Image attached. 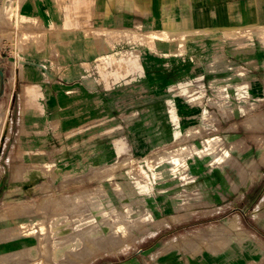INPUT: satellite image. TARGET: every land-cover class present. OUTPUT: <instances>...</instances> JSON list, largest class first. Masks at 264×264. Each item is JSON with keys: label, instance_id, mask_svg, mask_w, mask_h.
Wrapping results in <instances>:
<instances>
[{"label": "rangeland", "instance_id": "rangeland-1", "mask_svg": "<svg viewBox=\"0 0 264 264\" xmlns=\"http://www.w3.org/2000/svg\"><path fill=\"white\" fill-rule=\"evenodd\" d=\"M16 2L0 3L11 4L0 12V264H264V180L250 185L256 175L225 138L230 110L264 129L254 115L263 106L242 98L239 79L214 86L190 78L168 101L134 113L102 97L66 102L56 95L67 92L63 81L16 84L25 70L16 62L41 44L38 21L21 20ZM238 32L214 41L217 58L227 44L237 59L234 74L247 61L244 43L264 47V28ZM117 52L87 66L83 80L108 90L128 76L138 57ZM40 72L47 81L56 73Z\"/></svg>", "mask_w": 264, "mask_h": 264}, {"label": "crops", "instance_id": "crops-1", "mask_svg": "<svg viewBox=\"0 0 264 264\" xmlns=\"http://www.w3.org/2000/svg\"><path fill=\"white\" fill-rule=\"evenodd\" d=\"M18 1L19 17L38 21L33 33L38 35L41 44L33 42L34 47L27 50L28 56L23 55L16 62L17 69L21 66L25 69L16 84L23 81L24 84L59 86L63 81L67 92L56 95L66 102L91 103L102 97L118 103V110L131 109L134 113L136 106L142 103L145 108H151L146 105L168 101L177 95L173 87L190 78H200L214 86L233 85V81L239 79L242 98L261 103L262 109L254 115L264 117V47L254 46L249 50V44L244 43L239 53L247 54V61H241L237 67L243 71L234 74L232 69L237 59H232L227 44L224 56L217 58L214 42L220 36L226 43L228 33L242 28L264 27V0ZM152 33L160 36L150 42ZM125 47L129 48V55L138 57L128 76L113 82L108 90L99 83L95 85L93 81L94 87L83 80L87 66L93 68L100 58L118 54L117 51ZM2 65L0 61V69H4ZM13 67L11 63L9 68ZM48 67L56 73L54 77L48 76L47 81L40 70ZM60 69L67 75L65 78L58 74ZM78 89L83 96H68L70 91ZM92 106L89 104L88 108ZM235 110L229 112L231 119L225 138L231 144L232 156L247 167L246 173L256 175L250 177V185H253L264 180V129H254L253 124L243 119L234 120ZM257 123L264 128L263 121L257 120ZM12 131L13 125L8 128L9 133ZM253 165H256L255 171L250 168ZM239 188L243 195L247 193L244 186ZM257 205L264 208V189Z\"/></svg>", "mask_w": 264, "mask_h": 264}, {"label": "bare ground", "instance_id": "bare-ground-1", "mask_svg": "<svg viewBox=\"0 0 264 264\" xmlns=\"http://www.w3.org/2000/svg\"><path fill=\"white\" fill-rule=\"evenodd\" d=\"M4 2V1H3ZM10 3H11V1H10ZM12 4V3H11ZM10 4V5H11ZM8 3H4L1 7H0V12H3V11H5V10H11V9H9L11 6H10ZM13 5V4H12ZM1 14V13H0ZM16 15V14H15ZM27 19V17H25V16H22L21 17V20H26ZM260 27V26H259ZM261 28H264V27H261ZM115 29V28H114ZM245 31V30H244ZM170 32V31H169ZM235 33H238V31H234ZM184 34H185V32H184ZM150 35V34H149ZM167 35V34H166ZM30 36V35H29ZM151 36H154V37H156V36H158V35H156V33H152L151 34ZM148 37V36H147ZM168 37H169V35H168ZM171 37V36H170ZM35 41V40H34ZM36 42V41H35ZM183 44H184V42H183ZM184 46V45H183ZM70 49V48H69ZM22 50V49H21ZM81 50V49H80ZM64 52V51H63ZM67 52V51H66ZM74 52V51H73ZM45 53V52H44ZM78 53V52H77ZM28 55V54H27ZM27 57V56H26ZM69 57V56H68ZM3 113H1L0 112V119H2V117H3ZM2 121V120H1ZM75 201V200H74ZM66 201H64V203H65ZM64 203H61V204H64ZM70 203V202H69ZM59 204V203H58ZM68 205V204H67ZM92 235H95V233L94 234H92ZM80 237V236H79ZM91 238H93V237H89L88 238V240H87V242H90V246L91 245H93L92 247L94 248V245L96 244L95 243V241L93 242V244H92V240H91ZM101 240H102V238H100ZM91 240V241H90ZM77 241V240H76ZM98 241V240H97ZM100 241V240H99ZM99 241H98V244H100L99 243ZM103 241V240H102ZM80 242V241H79ZM65 243V242H64ZM95 243V244H94ZM69 245V244H68ZM77 245V244H76ZM97 245V244H96ZM102 245H104L103 243H102ZM106 245V244H105ZM69 246H72L71 244L69 245ZM100 247V246H99ZM104 247V246H103ZM103 249V248H102ZM61 250V249H60ZM86 252V251H85ZM84 252V253H85ZM88 252V251H87ZM91 252H94V250L93 251H91ZM100 252V251H99ZM84 253H82V254H84ZM76 254V253H75ZM92 254V253H91ZM79 255V254H78Z\"/></svg>", "mask_w": 264, "mask_h": 264}, {"label": "water", "instance_id": "water-1", "mask_svg": "<svg viewBox=\"0 0 264 264\" xmlns=\"http://www.w3.org/2000/svg\"><path fill=\"white\" fill-rule=\"evenodd\" d=\"M0 74H1V75H3V72H2V70H0Z\"/></svg>", "mask_w": 264, "mask_h": 264}, {"label": "built area", "instance_id": "built-area-1", "mask_svg": "<svg viewBox=\"0 0 264 264\" xmlns=\"http://www.w3.org/2000/svg\"><path fill=\"white\" fill-rule=\"evenodd\" d=\"M4 0H0V3H2ZM198 97V96H197Z\"/></svg>", "mask_w": 264, "mask_h": 264}]
</instances>
